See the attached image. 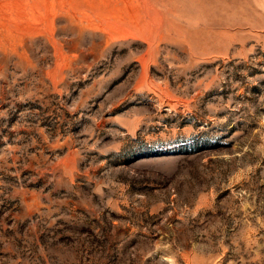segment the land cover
Instances as JSON below:
<instances>
[{"label": "rangeland", "instance_id": "374dc122", "mask_svg": "<svg viewBox=\"0 0 264 264\" xmlns=\"http://www.w3.org/2000/svg\"><path fill=\"white\" fill-rule=\"evenodd\" d=\"M0 264H264V0H0Z\"/></svg>", "mask_w": 264, "mask_h": 264}]
</instances>
